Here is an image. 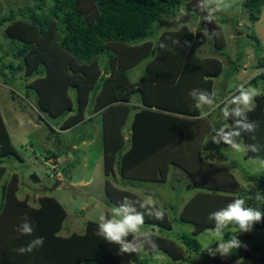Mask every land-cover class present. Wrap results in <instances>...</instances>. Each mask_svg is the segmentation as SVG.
<instances>
[{"label": "trees", "instance_id": "trees-1", "mask_svg": "<svg viewBox=\"0 0 264 264\" xmlns=\"http://www.w3.org/2000/svg\"><path fill=\"white\" fill-rule=\"evenodd\" d=\"M182 1L95 0L97 15L91 23H88L86 16L77 10L76 0H53V6L46 13H39L31 7L21 8L17 13L11 11L0 17V27L5 26L4 35L15 48L14 56L21 61L16 66L10 62L7 67L12 71L24 70L25 74L30 75L32 72H39L40 65H44L45 72L33 84L32 91L37 108L51 118L62 117L63 112L70 110V104L65 105L67 97L64 95L68 86L77 90V112L62 123L61 129H65L81 120L87 102V93L96 78L92 69L89 70L90 74L84 72L83 66L75 69L72 60L93 67L96 59L103 53L112 58L116 51L111 48L114 44L118 42L134 44L146 38L151 33L154 22L162 16L172 14L181 6ZM263 4L264 0H245L243 3L251 12H258ZM257 19V15L251 13V20L254 22ZM163 35V38L169 39L170 45L174 44L172 37L174 33L167 32ZM198 41L201 40H195L193 45H197ZM160 43L162 42H158L154 51L152 50L159 66L155 71L149 70L148 75L151 77H144L146 79H143L141 87L138 88V91L145 88L151 90L150 94L141 93L142 106L131 119L130 142L125 149H122L124 138L121 127L130 112V106L119 101H127L128 96L137 91L131 89L126 92L124 89H119L114 93L111 89L107 93V87L104 88L105 99L97 106V108L107 106L101 115L103 170L108 175L113 171L114 163H117L118 169L126 178L146 181H164L170 163L180 166L189 173L193 185L201 190L184 203L176 218L193 224L191 233L180 232L176 239L172 238L170 233L162 234L161 229L168 230L173 222L164 209L165 215L162 221L145 216L146 227L150 226L146 230L152 234L159 251L174 261L186 260L191 259L192 254H197L201 250L200 244L192 235L214 226V222L208 219L209 214L231 202L233 198L229 194L239 191V185L225 168H217L201 160L198 150L204 136L211 131V123L206 117H199L201 110L193 106V100L192 104L184 102L186 99L187 101L191 99L188 94L195 89L193 84L197 74L200 78L206 75L215 76L220 71V67L208 69L206 62L199 63L196 60L194 62V59L192 62L182 63L180 56L182 52L176 44L172 49L176 52L178 50V53L174 56L175 61L172 60L171 65L169 61L172 49H161ZM61 54L66 58L63 59ZM144 56L146 57L145 54L134 57V60L131 63L129 61L125 67L133 65ZM167 57L169 58L166 61ZM173 62H176V65ZM263 66L264 63L256 65L257 68ZM237 68L234 65L232 69L235 71ZM65 69L76 71L85 84L80 83L81 80L72 79V74ZM2 70L3 68L1 74ZM260 76L259 78L264 79V70ZM106 80L103 79L104 84L109 85V81ZM5 81L9 80L5 79ZM207 84L209 86L205 90L211 93L210 81ZM115 86V81L113 86L109 85L113 88ZM217 100L219 102L220 99ZM255 103V110L248 113V117L250 120L258 121L259 127L254 134H244L238 139L243 144H259L261 151L246 152L245 158L264 156V95L256 97ZM232 123L231 119L219 120L214 124V130ZM46 125L53 130L50 124L46 123ZM252 135H255V140L251 138ZM15 151L0 114V157L15 154ZM232 163L235 164L233 161ZM1 174L2 171L0 178ZM244 175L253 183L252 187L255 191L264 195V174L245 173ZM104 190L116 205L122 202L124 197L143 201L141 197L126 189L112 186L109 181L105 182ZM0 193H6L4 185L0 186ZM239 197L245 199L246 196L241 193ZM252 197L255 196L245 199L247 206L259 207L264 211V200L257 202ZM156 207L160 208L157 204ZM3 210L4 205L0 203V215ZM29 210V220L34 229L31 236H21L16 230L13 233L7 231L9 228H6L3 221V227H0L3 228V231H0V264H81L83 262L132 264L131 259L134 254L118 255L117 246L107 244L94 234L99 222L88 220L82 232L61 234L60 230L67 213L55 197L43 195L39 197L37 206ZM105 216L110 217L109 213ZM174 221L176 222V219ZM253 229H264V221L256 223ZM232 235L231 231L226 230L224 238L228 239ZM37 237L44 238L42 247L28 254H18L15 251L22 247L23 239L25 240L23 246H26L29 241ZM128 239H132V236ZM186 250L192 254L188 256ZM254 251L257 257L252 256L250 260L242 261L244 249L242 247L234 249L228 261L237 264H264V250L257 246ZM147 261L148 258L144 256L137 264H147Z\"/></svg>", "mask_w": 264, "mask_h": 264}, {"label": "rangeland", "instance_id": "rangeland-1", "mask_svg": "<svg viewBox=\"0 0 264 264\" xmlns=\"http://www.w3.org/2000/svg\"><path fill=\"white\" fill-rule=\"evenodd\" d=\"M244 1L231 0L232 6L228 10L213 14V22H206L201 20V16L208 13L198 10L193 12L198 0H183L181 6L172 14L162 16L154 22L151 33L146 38L134 44L121 42L114 44L111 48L116 51L112 58L103 53L96 59L93 67L72 60L75 69L83 66L86 74L92 69L96 78L91 86L87 83L90 89L81 120L65 129H61L62 123L77 112V90L68 86L64 95L67 97L65 105L69 103L70 110L63 112L62 117L51 118L41 112L36 106L32 87L38 77L43 76L45 67L41 64L39 72H32L30 75L25 74L24 70H10L7 67L8 63L11 62L13 66H16L21 59L14 56L15 48L10 44L9 38L4 35L5 26L0 27V71L3 68L2 74L0 73V114L16 150L15 154L0 157V172L2 171L0 186L4 185L6 189L5 194L0 193V203L4 205V210L0 215V227H3L4 221L6 228H9L7 231L15 232L16 226L22 223L21 218L27 216L29 219V209L37 206L39 197L44 194L40 192L42 194L38 196V190L35 189H40L42 186L52 187L59 180L56 187L47 193L55 197L67 213L60 233L82 232L88 220L99 222L101 215L105 216L109 213L111 216V209L116 204L104 190L105 182L109 181L112 186L128 190H133L132 183L137 184L138 187H144L143 190L146 191L147 196L144 197L143 193L137 192L138 196L141 195L142 199L150 196L160 207H165L163 209L173 222L168 230L161 229L162 234L170 233V236L175 238L183 231L191 233L194 225L176 218L184 203L194 195L193 193L200 190L193 185L185 169L170 163L166 170L164 183L126 178L118 169L117 163H114L111 173L108 175L104 173L101 115L107 106L99 108L97 106L105 99L104 88L106 87L107 93L111 89L114 93H117L119 89H124L126 92L131 89L137 91L129 95L127 101H119L130 106V112L121 127L124 138L122 149L128 147L131 119L142 106L141 93L150 94L151 90L145 88L138 91V88L141 87L143 79H146L144 77H151L148 75L149 70L150 72L155 71V68L159 66L153 52L158 42L166 44L168 50L172 49L174 44L178 45L182 52L180 54L182 63L192 62L194 59V62L195 60L199 63L206 62L208 69L220 67V71L215 76L206 75L200 78L197 74L193 84L195 89L205 90L209 86L207 82L210 81V91L215 93L217 102V99L222 101L225 96L232 94L235 85L241 83L246 87L251 85L263 91L264 79L259 77H261L264 66L257 68L256 65L264 63V4L258 12H251L244 7ZM53 4V0H0V17L11 11L17 13L19 9L26 7H31L39 13H46L50 11ZM76 4L77 10L86 16L88 23H91L97 15L95 0H76ZM251 13L257 15L258 19L254 22L251 20ZM203 28H207L210 33L214 30L218 35L212 39L204 38L201 32ZM167 32L174 33L172 37L174 41H178V43H171L172 47L169 39L162 37ZM195 40L201 41L193 45ZM177 53L178 50L177 52L175 49L171 50L169 61L171 65ZM142 54L146 57L125 67L129 61L131 63L134 60V57ZM60 56L63 59L66 58L64 54ZM173 63L176 65V62ZM234 65L238 67L235 71L232 69ZM201 66L200 64V68ZM66 69L65 71L72 74V79L76 81L83 79L76 71L71 72ZM103 79H107L110 86H113L115 81L114 88L117 90L104 84ZM82 82L85 84L81 80L80 83ZM184 102L190 104L192 99L188 101L186 99ZM206 118L211 123V131L201 141L198 150L201 160L214 167L225 168L238 181L240 180V189H243L245 199L255 196L257 191L244 174H252L250 169L264 160V156L245 158L246 152L236 153L223 144L214 145L211 140L214 135V124L224 118L219 109ZM46 123L50 124L53 130H50ZM240 143L243 142L240 141ZM35 180L39 182L35 183ZM252 198L255 199V197ZM207 229L209 228L197 235H192L200 244L201 250L194 255L186 250L185 253L188 256L192 254L191 259L174 261L159 251L155 259L152 255L137 256L134 254L131 263L137 264L138 260L145 256L148 258L147 264H237V262L228 261L230 256L222 258L219 255L210 256L206 252V245L213 249L217 246V241L212 238ZM0 231H3V228H0ZM141 231L143 232V229ZM233 235H236L242 242V248L245 251L242 261L250 260L252 256L257 257L254 251L257 246L264 250V229H252L251 232L242 234L237 231ZM24 242L23 239L22 246Z\"/></svg>", "mask_w": 264, "mask_h": 264}, {"label": "clouds", "instance_id": "clouds-1", "mask_svg": "<svg viewBox=\"0 0 264 264\" xmlns=\"http://www.w3.org/2000/svg\"><path fill=\"white\" fill-rule=\"evenodd\" d=\"M231 0H198L193 8V12H206L208 14L201 16V20L213 22V14L221 13L231 7ZM204 38L212 39L218 35L214 30L210 33L207 28L201 29ZM178 43V41H173ZM161 49H166L167 45L160 43ZM193 100V106L201 109L200 117L205 118L219 109L225 120L231 119L233 123L226 127H220L214 130L215 135L211 137L214 144H225L229 149L236 153H259L261 146L257 143L243 144L239 142L240 137L244 134H254L259 122L250 120L248 113L253 112L256 107L255 98L264 95V91L251 85L237 84L234 92L225 96L219 103L216 101L215 93H210L202 89H192L188 94ZM222 105V107H221ZM256 139L255 135L251 137ZM252 174L264 173V160L250 169ZM255 200L260 202L264 200V195L257 192ZM165 212L162 208L156 207V202L149 196L143 201L133 200L124 197L122 202L114 205L111 209V216L101 215L96 232V236L102 238L109 245L118 247V255L136 254L152 255L157 258L159 251L158 245L149 232H142L145 225V216L154 220L162 221ZM22 223L15 229L21 236H31L34 229L31 221L27 216L21 218ZM208 219L214 222V226L207 229L217 243L215 249L206 245V252L210 256L219 255L220 257H229L234 249L242 247V242L236 235L225 239V231L230 230L233 233L251 232L256 223L264 221V211L259 207L247 206L243 198H235L225 207L220 208L209 214ZM132 236V239H128ZM44 244L43 237H37L29 241L26 246H22L15 251L18 254L32 253L35 249L42 247ZM246 247V245H245Z\"/></svg>", "mask_w": 264, "mask_h": 264}, {"label": "crops", "instance_id": "crops-1", "mask_svg": "<svg viewBox=\"0 0 264 264\" xmlns=\"http://www.w3.org/2000/svg\"><path fill=\"white\" fill-rule=\"evenodd\" d=\"M221 101V100H220ZM219 101V102H220ZM218 102V103H219ZM215 145V144H214ZM212 148H214V146L212 147ZM217 168H221V167H217ZM231 175H233L232 173H230ZM233 177L235 178V176L233 175ZM236 179V178H235ZM136 180V179H135ZM156 181V180H155ZM236 181H237V183H238V185H239V191H237V192H233V193H230L229 195H231V197H239V195L243 192L242 190L243 189H240L241 188V184H240V182L236 179ZM35 183H37V182H39V181H37V180H35L34 181ZM151 182H153V181H151ZM159 182H161V183H164L165 182V179H164V181H159ZM132 186H133V190H128V189H126V188H122V189H126V190H128V191H130V192H132V193H134V194H136L137 196H138V194H137V192L139 193V194H141V193H143V195H144V197H146L147 196V193H146V191H144L143 189H144V187L142 188V187H138V185L137 184H135V183H132ZM141 186V185H140ZM43 187V186H42ZM196 187V186H195ZM121 188V187H120ZM199 188V187H198ZM142 189V190H141ZM200 189V188H199ZM34 190V189H33ZM35 190H38L39 191V188L37 189H35ZM201 190V189H200ZM37 191V194H38V196H40V194H42V193H44V194H42L41 196H43V195H50V194H48L50 191H47V192H42V193H40V191L38 192ZM196 193V192H195ZM195 193H193V194H195ZM107 195V194H106ZM40 196V197H41ZM52 196V195H51ZM108 196V195H107ZM138 197H142L141 195L140 196H138ZM191 197V196H190ZM144 200V199H143ZM157 204V203H156ZM158 205V204H157ZM63 206V205H62ZM159 206V205H158ZM160 207V206H159ZM160 208H164L165 209V207H160ZM142 229H143V232H147V227L146 226H143L142 227ZM141 229V230H142ZM68 234V233H67ZM63 235H66V234H63ZM165 254V253H164ZM166 255V254H165ZM167 256V255H166ZM162 258V257H161Z\"/></svg>", "mask_w": 264, "mask_h": 264}, {"label": "water", "instance_id": "water-1", "mask_svg": "<svg viewBox=\"0 0 264 264\" xmlns=\"http://www.w3.org/2000/svg\"><path fill=\"white\" fill-rule=\"evenodd\" d=\"M59 183V180H57L56 181V184H54L52 187H41L40 189H39V191L40 192H47V191H52L55 187H56V185Z\"/></svg>", "mask_w": 264, "mask_h": 264}, {"label": "bare ground", "instance_id": "bare-ground-1", "mask_svg": "<svg viewBox=\"0 0 264 264\" xmlns=\"http://www.w3.org/2000/svg\"><path fill=\"white\" fill-rule=\"evenodd\" d=\"M65 90V89H64ZM65 122V121H64Z\"/></svg>", "mask_w": 264, "mask_h": 264}]
</instances>
